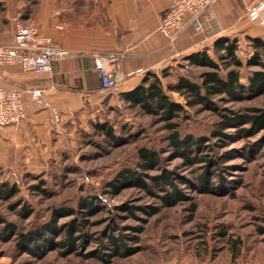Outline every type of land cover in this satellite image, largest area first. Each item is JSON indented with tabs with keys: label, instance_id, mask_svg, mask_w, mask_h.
<instances>
[{
	"label": "rangeland",
	"instance_id": "1",
	"mask_svg": "<svg viewBox=\"0 0 264 264\" xmlns=\"http://www.w3.org/2000/svg\"><path fill=\"white\" fill-rule=\"evenodd\" d=\"M38 0H0L1 30L15 26L17 20L27 23V18ZM263 27V26H262ZM263 34L264 27L257 30ZM254 47L247 35L239 38L238 55L244 61L241 68L243 80L249 72L259 68L247 65ZM173 69L165 76V86L175 81L181 73L195 74L200 68L188 65L184 58L169 66ZM172 96L184 102L177 92ZM220 107L239 109L245 106L264 107V93L241 101L219 102ZM218 115L214 110L196 106L190 108L180 121L181 131L194 135H209L216 125ZM97 123L112 127L120 141L106 135ZM159 116L146 113L138 105H131L120 96L113 104L78 114L57 127L59 144L51 154L25 164L14 171L3 169L0 185L4 181L16 183L20 192L12 199L0 198V213L15 222L18 231H27L47 221L56 206H73L80 210L82 197H98L97 204L86 216L88 222L84 246L65 254L57 244L42 256L18 251L14 235L0 239V264H264V131L243 137L229 129L233 137L224 141L210 137L209 153L220 159L228 190L223 194L185 191L194 196L197 209L191 213V202L165 206L159 198L134 184L120 185L114 190L108 185L124 168L137 169L138 150L153 147L162 155L158 168L176 171L195 177L202 171L201 164L186 165L168 147V130ZM262 140V148L251 151L254 142ZM211 151V152H210ZM231 153L229 156L224 154ZM217 180V178H214ZM17 181V182H16ZM42 187L46 192L41 191ZM159 192V187H154ZM21 203L12 206L13 203ZM125 208H119L121 205ZM28 205L32 213L22 217L21 207ZM74 216L58 218L63 223ZM225 229L226 236L219 231ZM128 235L127 244L135 250L125 257H110L107 235ZM228 238H239L240 252L233 251ZM109 258L106 263L99 255Z\"/></svg>",
	"mask_w": 264,
	"mask_h": 264
},
{
	"label": "crops",
	"instance_id": "2",
	"mask_svg": "<svg viewBox=\"0 0 264 264\" xmlns=\"http://www.w3.org/2000/svg\"><path fill=\"white\" fill-rule=\"evenodd\" d=\"M174 0H38L27 18L43 37L68 49L49 72L35 73L20 64L0 65V86L22 92L26 116L18 124L0 126V173L30 166L51 154L59 144L57 127L78 114L113 104L121 93L134 89L149 71L160 73L194 51L210 48L218 37L261 36V25L250 21L248 7L258 0H219L203 15L204 30L189 26L174 44L159 30ZM14 26L1 30L0 42L13 39ZM114 51L122 56L110 65L118 81L108 90L95 66V55ZM42 91V101L30 91ZM52 107L61 113L56 123ZM31 164V165H30Z\"/></svg>",
	"mask_w": 264,
	"mask_h": 264
},
{
	"label": "trees",
	"instance_id": "3",
	"mask_svg": "<svg viewBox=\"0 0 264 264\" xmlns=\"http://www.w3.org/2000/svg\"><path fill=\"white\" fill-rule=\"evenodd\" d=\"M247 38L251 40L254 50L246 64L257 65L259 68L251 70L246 81L241 74L244 61L238 55L239 38L218 37L209 49H200L183 57L188 65L200 68L197 73H181L175 81L165 86L163 79L173 69L166 67L160 73L149 71L137 87L121 93L120 99L126 100L131 105H138L150 115L159 116L168 130V147L176 156L182 158L184 164L188 166L195 163L201 164L202 171L191 178L168 169L151 174L148 171L160 166L162 155L153 147L142 146L138 150L137 169L132 167L122 169L113 180L108 182L110 187L117 190L120 185L134 184L159 198L165 206H176L185 201L191 202L194 196L187 193L185 189H192L203 194H219L228 190L223 173L227 169L223 171L220 167V159L212 156L208 151L211 150V143H208L210 137L226 142L233 137V133L228 131L232 128L243 137L255 136L264 131V107L245 106L233 109L219 106V102L241 101L264 93V38L250 35H247ZM170 92L179 93L184 97V102L176 100ZM196 106L214 110L218 115V121L209 135L198 136L192 133L184 134L181 131V119L186 116L190 108ZM96 125L115 142L120 141L112 127H108L105 123ZM262 144V140L254 142L251 151L261 149ZM230 154H224L221 159ZM154 187H159V192H156ZM37 188L46 192L40 186ZM19 192L20 189L16 183L4 181L0 185V198L10 200ZM95 199L99 200L94 196L82 197L80 210L73 206H56L47 221L27 231H18L16 223L7 220L0 213V239L7 240L14 235L15 247L18 251L29 252L38 257L57 244L64 247L65 254L75 251L78 246H84L87 241L86 234L81 232L88 222L86 216L97 204ZM18 204L21 203H13L12 206ZM125 207H127L126 204L119 206V208ZM196 209V203L193 202L190 207L191 213H194ZM31 213L30 206L22 205V217H28ZM74 215L73 219L63 223L58 221V218L62 216ZM219 234L226 236L227 231L222 229ZM107 238L110 257H125L135 250L127 244L128 235L125 233L118 235L109 233ZM228 240L233 246L232 250L238 254L241 249L238 243L241 240L239 238H228ZM99 257L106 263L110 261L103 254Z\"/></svg>",
	"mask_w": 264,
	"mask_h": 264
},
{
	"label": "built area",
	"instance_id": "4",
	"mask_svg": "<svg viewBox=\"0 0 264 264\" xmlns=\"http://www.w3.org/2000/svg\"><path fill=\"white\" fill-rule=\"evenodd\" d=\"M219 0H174L163 15L159 30L165 35L169 44H174L180 35L192 26L196 32L204 30V12ZM247 16L264 26V0H258L247 9ZM68 49L53 43L51 37L40 35L36 25L17 20L14 26L13 39L0 42V65L20 64L24 69L35 73L49 72L55 61L65 59ZM121 54L108 51L95 55V66L101 75V81L108 90H116L118 81L110 65H117ZM31 96L42 101V91L32 89ZM56 123L62 121L61 113L52 107ZM26 116L23 94L15 88L0 86V126L20 123ZM17 182V181H16Z\"/></svg>",
	"mask_w": 264,
	"mask_h": 264
}]
</instances>
